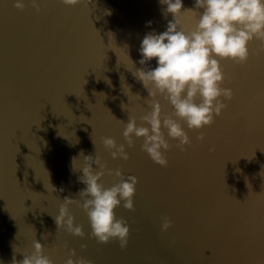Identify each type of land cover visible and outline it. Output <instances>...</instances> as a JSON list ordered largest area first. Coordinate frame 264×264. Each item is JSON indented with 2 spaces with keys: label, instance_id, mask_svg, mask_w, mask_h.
Instances as JSON below:
<instances>
[{
  "label": "water",
  "instance_id": "95a60500",
  "mask_svg": "<svg viewBox=\"0 0 264 264\" xmlns=\"http://www.w3.org/2000/svg\"><path fill=\"white\" fill-rule=\"evenodd\" d=\"M15 2L0 0V264L31 254L34 240L54 264H64L73 249L92 264H264L260 42L249 45L245 65L221 62L233 99L223 101L227 108L211 127L191 131L185 125L192 140L187 151L169 141L165 168L141 151L142 139L127 147L120 121L135 116L139 124L144 114L148 92L133 73L143 67L144 36L166 31L173 19L163 14L167 6L159 0H92L87 7H66L60 0H38L37 12L31 0H23V11ZM194 2L183 0L185 8ZM179 19L182 28L194 27L190 13ZM147 66L155 68L156 60ZM201 134L204 141L196 139ZM102 137L125 144L130 159H112ZM81 152L138 180L135 211L115 209L130 227L126 248L118 240L90 238L88 217L76 205L70 212L85 237L57 228L54 216L64 198L79 199L85 187L78 182ZM115 182L103 177L105 187ZM164 217L172 222L167 231L161 230Z\"/></svg>",
  "mask_w": 264,
  "mask_h": 264
},
{
  "label": "clouds",
  "instance_id": "9594fccd",
  "mask_svg": "<svg viewBox=\"0 0 264 264\" xmlns=\"http://www.w3.org/2000/svg\"><path fill=\"white\" fill-rule=\"evenodd\" d=\"M60 2L66 7L82 3L87 7L92 0ZM159 2L167 6L163 14H171L173 19L168 22L166 31L144 36L139 50L142 56L139 64L143 67L133 73L148 92L144 114L139 124L135 116H128L127 122L119 121L123 123L122 135L127 147H135L136 140L142 139L141 151L155 164L166 168L169 164L166 153L173 147L169 141H176V148L187 151L186 146H190L192 140L185 125L191 131L211 127L215 118L227 108L223 101L233 99L232 89L224 87L226 76L221 62L227 60L245 65L252 54L249 45L255 41L261 45L256 54L264 52V0H195L192 8H185L183 0ZM31 4L37 12L41 10L38 0H31ZM14 7L23 11L25 4L23 0H16ZM188 13L194 20L191 30L182 28L179 19ZM153 59L157 66L150 68L147 65ZM133 96L141 99L139 94ZM161 101L170 105L172 111L165 112ZM196 139L204 141L205 136L201 134ZM102 143L112 159H130L125 144H117L115 138L102 137ZM210 151L214 152L215 148ZM81 156L83 175L78 182L85 187L78 192L79 199L64 198L59 214L54 216L57 228L76 237H85L83 227L75 223L70 212L69 206L76 205L88 217L90 238L101 244L118 240L120 247L126 248L130 227L125 219L117 218L115 209L122 205L128 211H135L138 180L135 176L125 177L119 168H108L98 155L84 156L81 152ZM106 174L117 178V182L105 187L103 177ZM171 226L169 218H162V231ZM47 235L43 238L47 239ZM32 249L31 254H23L20 261L13 256L12 264H54L50 256L44 254L40 241L34 240ZM64 264H92V261L77 257L73 249Z\"/></svg>",
  "mask_w": 264,
  "mask_h": 264
}]
</instances>
